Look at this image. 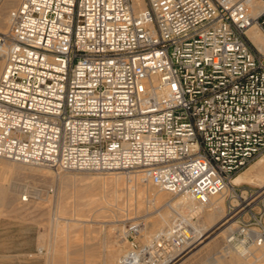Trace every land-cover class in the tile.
Returning <instances> with one entry per match:
<instances>
[{
	"label": "built area",
	"instance_id": "1",
	"mask_svg": "<svg viewBox=\"0 0 264 264\" xmlns=\"http://www.w3.org/2000/svg\"><path fill=\"white\" fill-rule=\"evenodd\" d=\"M264 0H22L0 33V159L57 172L136 173L199 208L119 264H171L231 188L229 243L264 247L261 194L233 181L264 157ZM25 195L24 200H27ZM247 196V195H246ZM258 203H257V202ZM233 223V224H235ZM252 231H254L252 233Z\"/></svg>",
	"mask_w": 264,
	"mask_h": 264
},
{
	"label": "rangeland",
	"instance_id": "2",
	"mask_svg": "<svg viewBox=\"0 0 264 264\" xmlns=\"http://www.w3.org/2000/svg\"><path fill=\"white\" fill-rule=\"evenodd\" d=\"M6 1H1L0 13H2L3 4ZM21 1L19 0L12 10L16 9ZM7 28L8 24L1 32H6ZM263 159L264 157L257 160L238 177H245ZM35 167L0 159L1 182L6 185L25 186L24 188L32 191L28 194L27 200H24L25 195H27L25 190L13 195V197L5 195V198L4 196L0 198V264H119L122 256L131 250L130 243L125 239L126 226L142 221L145 230L138 240L146 245L168 228H165V224L162 223L161 216L167 212L168 203L174 204L179 200L172 195L167 196L163 193V200L157 205L158 207L153 206L152 198L148 196L144 199V204L139 205L138 187L154 185L136 183L134 180L130 182L131 184L128 183L129 187L126 183L119 187L120 199L115 205L119 204L117 206L122 211L119 212L118 207L114 208L118 211L116 213L102 211L100 207L79 211L76 208L77 203L81 202L91 192L93 193L95 190L98 193L94 192V194H99L101 190L102 193H105L106 190L108 192L109 190L105 188L110 187L111 181L116 177L127 180L129 176H137V174L125 172L108 174L57 173L48 167H40L44 168L45 171L52 172L50 175H41L35 172L37 170L34 169ZM138 177L140 178V176ZM242 185L245 187L243 195L247 198L262 192L255 185L249 183ZM155 188L159 190L157 187ZM34 189L41 193L37 195ZM62 196L64 213H59L60 197ZM228 196L229 194L225 198L227 218L230 212V202L235 203L229 200ZM258 200L260 202H256L259 205H255L253 211L254 213H264V196ZM123 210L129 211V213L123 212ZM156 210H160L161 213H157ZM231 223L235 222L230 221ZM68 224L72 228L63 233V229ZM227 227V225H219L207 235V238L203 240L204 243L189 254L188 252L185 253L171 264H199L200 261L214 257L216 252L225 249L227 245L241 251L254 247L242 244L244 236L238 238L239 242L228 243V234H223ZM233 228L236 231L239 229V225L235 223ZM121 249L124 251L119 254Z\"/></svg>",
	"mask_w": 264,
	"mask_h": 264
},
{
	"label": "bare ground",
	"instance_id": "3",
	"mask_svg": "<svg viewBox=\"0 0 264 264\" xmlns=\"http://www.w3.org/2000/svg\"><path fill=\"white\" fill-rule=\"evenodd\" d=\"M1 1L3 2V0H0V4L2 3ZM18 2H19V0H7L6 3L4 2V4H3L4 8H3V10L1 8L2 13H0V33H2L1 30H3L7 24L9 25L10 16L8 17V14L10 12L12 13L15 10V9L14 10H12V9L15 8V6L18 4ZM253 4L256 7H259L258 12H260L262 10V8L264 7L263 3L259 2V1H255ZM137 5H138V8H140V9L144 8L145 7L144 0H137ZM1 7H3V6H1ZM248 37H249L250 41L253 43V45L261 53L264 54V35L261 33V31H259L257 29V27H253L248 31ZM3 68H4V59H3L2 55L0 54V76L2 74ZM31 167H33V166H31ZM34 169H37V170H35V172L37 174H41V175H46V174L50 175L52 173V172L50 173L49 171H45L44 168H40V167H38V168L35 167ZM32 170H33V168H32ZM134 180L136 181V183H141V180L138 176H129L127 178V180H126V178H121V177L117 178L116 177V179L111 181L110 187L105 188V189L109 190L108 192L106 190L105 193H102L103 191L101 190L102 189L101 188L100 190L102 192L99 190L100 191L99 194H96L98 192H97V190H95L94 191V192H96L95 194H94V192L93 193L91 192L92 194L91 193L88 194L85 198L82 197L83 198L82 201L77 203L76 208L79 211H84L87 208L92 209L93 207H100V210H102V211H106V212H110V213H116V211L119 210V212H120V211H122V209L117 206L119 204L115 205V203H118L119 199H120V190H119L120 188L119 187L122 184L123 185L125 183L128 184ZM243 183H249L250 185H255V186L259 187V189H261V191H262L261 196L262 197L264 196V159L261 160L260 162H258L246 174L245 177H243V178L236 177V179L233 181V185H242ZM125 186H127V185H125ZM24 187L6 185V184H3V182H1V180H0V198L3 196L5 198V195H8V196L10 195L13 197V195L20 193L22 190H25L26 194H29L30 192L32 193V191H29V189L24 188ZM128 187H129V184H128ZM153 187L154 186H150V185H148L146 187L145 186L138 187V200H139L138 204L139 205H143L144 199L146 198V196H148V197L152 198L153 206L158 207L157 205L160 202H162V200H163L162 199L164 197L162 195L163 193H165V195H167V196L171 195L168 192L162 191L158 187L157 188L159 190H156V188H155L156 186L154 188ZM35 192L37 195L39 193H41L40 191L38 192L37 189L35 190ZM35 192H33V193H35ZM100 193H102V194H100ZM230 193H231V188L228 191H226L225 193L212 198L210 200L209 205L202 211L201 217H200V222L198 225V232H199L200 238H199L198 242L196 244L192 245V247L187 251L188 254L193 249L197 248L199 245L204 243L203 240H205L207 238V235L212 230H214L216 227H218L219 225H221V226L227 225L228 226L227 229L223 231V234H228L227 238H228V243H229L230 234L233 231H235V229L233 228L234 224H232V223L230 224V223L226 222L227 217L225 214V198H227V195L228 194L230 195ZM32 197H34V196H32ZM79 199H81V198H79ZM63 200H64L63 196L60 197L61 205H60L59 213L63 212V208H62ZM150 202H151V199H150ZM152 203H151V205H152ZM65 204L66 203L64 202V205ZM167 205H168L167 212H165V214H163L161 216V219L163 221L162 223L165 224V228H167V227L169 228L172 225L171 222H172V219L174 218L173 213H181L183 215H186V214H189L190 212H193L194 210L199 208L195 203H193L187 199H184V198H180L174 204L168 203ZM116 207H118L117 210L114 209ZM129 208H131V207H129ZM149 208H150V206H149ZM156 211H157V213H161L160 210H156ZM123 212L129 213V211H126V210L125 211L123 210ZM222 223H224V224H222ZM74 227H76V226H74ZM71 228H72V226L70 224H68V226H66L63 229V233L66 231H69ZM167 229H164V230L166 231ZM162 231H163V229H162ZM253 232L254 231H252V233ZM40 238H42V237H40ZM61 239H62V237H61ZM123 251H124V249H121L119 251V254H122ZM127 255H128V253L126 255H123L121 260H123ZM256 259H260V260H256ZM254 260H256V261H254ZM257 263H259V264L264 263V247H261V248L252 247V248L246 249L244 251H241V250H238L237 248H235L231 245H227V247L225 249H223L219 252H216L214 257H211L205 261L203 260L202 262L200 261L199 264H257Z\"/></svg>",
	"mask_w": 264,
	"mask_h": 264
}]
</instances>
